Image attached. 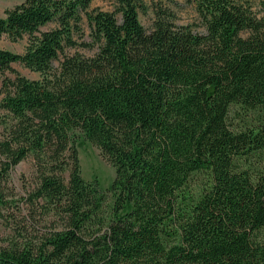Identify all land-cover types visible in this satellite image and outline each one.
<instances>
[{
	"label": "trees",
	"instance_id": "16d2710c",
	"mask_svg": "<svg viewBox=\"0 0 264 264\" xmlns=\"http://www.w3.org/2000/svg\"><path fill=\"white\" fill-rule=\"evenodd\" d=\"M116 2L0 17V35L28 37L0 48V264H264V3L195 0L199 32L165 14L147 30L140 0ZM77 131L115 166L108 188L84 178Z\"/></svg>",
	"mask_w": 264,
	"mask_h": 264
},
{
	"label": "rangeland",
	"instance_id": "374dc122",
	"mask_svg": "<svg viewBox=\"0 0 264 264\" xmlns=\"http://www.w3.org/2000/svg\"><path fill=\"white\" fill-rule=\"evenodd\" d=\"M25 0H0V17L5 16L7 9L14 7L17 4L22 3ZM252 6V9L259 13L264 0H241ZM142 8L140 9V20L147 30L153 27L155 20L159 16L170 15L176 24L180 25H192L195 31L204 32L205 26L197 11L195 0H140ZM91 9H100L105 11L117 12L118 5L116 0H92ZM117 16L121 17L120 13ZM51 24L47 27H53ZM83 37H78L80 42L82 40L91 41V29L86 17L84 16L83 22ZM28 44V37L24 39L13 41L7 35H0V48L8 49L18 53H23L26 50ZM96 51V48L91 49L86 46H79L76 48H68L66 52L68 54L79 53L83 56L90 57ZM56 65L59 61L55 62ZM13 67L20 71L23 75L32 78L39 79L41 74L25 67L21 63L13 64ZM9 76L13 77V74L8 72ZM3 75L0 73V89L2 87ZM4 97V94L0 92V101ZM76 143L79 151L80 162L82 166V174L87 180L97 179L104 188H108L115 176V166L102 154L100 148L94 145L89 140L85 139L80 131L76 132ZM34 160L29 158L21 162L15 171V181L22 193L30 188L29 183L31 177L35 171ZM26 187V189H25ZM9 230L4 225L3 219L0 218V238L6 237ZM261 236L264 237V230L261 232Z\"/></svg>",
	"mask_w": 264,
	"mask_h": 264
}]
</instances>
